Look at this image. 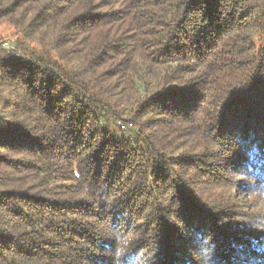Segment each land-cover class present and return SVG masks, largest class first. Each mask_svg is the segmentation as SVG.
I'll return each mask as SVG.
<instances>
[{
  "label": "trees",
  "instance_id": "obj_1",
  "mask_svg": "<svg viewBox=\"0 0 264 264\" xmlns=\"http://www.w3.org/2000/svg\"><path fill=\"white\" fill-rule=\"evenodd\" d=\"M1 19L21 56L0 39V264H114L143 207L159 244L175 219L182 234L203 219L201 237L219 208L198 156L230 119L264 187V0H0ZM183 125L196 144L177 143ZM227 227L216 244L238 264L264 257V231ZM138 253L122 264L169 261Z\"/></svg>",
  "mask_w": 264,
  "mask_h": 264
},
{
  "label": "rangeland",
  "instance_id": "obj_2",
  "mask_svg": "<svg viewBox=\"0 0 264 264\" xmlns=\"http://www.w3.org/2000/svg\"><path fill=\"white\" fill-rule=\"evenodd\" d=\"M17 35V32L7 21H5V19L0 20V39L3 43L1 49L12 51L13 53H16V55L21 56L20 51L15 47ZM248 43H241V50L248 51L250 48H254L253 54H256L260 42L256 40L254 45H251L252 42ZM251 50L252 49H250V51ZM245 54L247 55V53ZM246 55H243L240 58L244 59ZM262 87H264V85ZM237 108L238 107H235L232 110H237ZM232 110L230 111L228 118L232 117L236 120L235 113H232ZM159 117L160 116H157V118ZM162 118L168 117H161V119ZM230 121L231 119L228 123L220 126L222 131L219 132V135L213 133L215 138L218 137V141H212L209 139L206 149L204 151H202L203 149H200L201 154L198 156V158H200L199 160H202L201 163H199L201 165H198L201 169V171L198 170V178H201L206 185L209 200L214 202L216 208H219L218 210L213 211L214 213L212 214H214V216L207 219V226L203 229L201 237H198L197 234L202 231V229H200V227H202L200 221L203 219H200V221L194 225L190 233L184 229V234H182L183 231L181 230L184 226L179 222V219H175V221L182 227H179L180 230H178V233L174 237H170L168 245L163 243L159 244L158 241L161 238H159V234H155V232L158 231L157 228L149 230L151 226H154V222L158 219L152 220L147 217L146 214H148L149 208L145 209V207H143L141 209H143L144 212L140 211L141 209H138V214L136 215V213H134L135 215L131 217L129 226L127 225L128 227L126 225L122 226L123 230H121V233L124 235L123 238L130 241L127 251L135 250L136 252H140L137 257L142 256L145 252L146 257H152L153 255L157 257L156 255H158L162 260L163 258L165 260L169 259V261L165 262L166 264H202V249L211 248L212 252L208 264H215L214 261L211 260L213 259V256H216V254H219V256L223 255L221 253L226 252V250H228L227 255L221 258L222 261L219 264H238L237 254H232L233 252H231L230 249H227L232 242H228L229 239H227L225 243L223 242V245L226 246L227 243L230 245L228 247L226 246L225 250L221 249L219 245L216 244L220 239L217 230L213 229V227L227 225L226 235L231 233L246 235L248 233L247 230H249L248 225L256 230L261 229V231H264V187L257 182V178L253 175L254 172L249 171L247 166L244 165V163H246L245 158H247L245 151L249 150L250 146L253 145L251 140L249 139L247 146L243 149V146L237 143L238 139L235 133H230V135L227 134V128H230ZM182 129H185V131L175 134V137L178 135L179 137L181 136L177 143H188L189 146L190 143L196 144V141L190 138L191 135L189 133L190 137L185 135L189 130L191 133L194 128L192 126L189 128L188 125H183ZM237 131L239 132V128ZM134 133L135 131H133L132 134ZM214 142L215 145L213 144ZM190 150L192 149H189L187 152ZM215 155L217 159H219L217 155L222 158L219 159L220 162L214 160L216 164L213 162ZM212 156L213 158H210ZM207 162H210L215 166L210 170L211 167L207 166ZM191 168L195 169V167ZM204 170L206 171L202 172ZM108 220L109 222L107 225H111V217H109ZM140 220H148V225L139 228L140 224H138V222ZM209 236L211 239L205 242V238ZM182 237L187 240L186 246L183 243L184 239ZM244 242L245 241L242 243ZM197 244L199 246V252L193 253V250L197 249L192 250L191 248H194V245ZM249 244L252 245V243ZM117 247L111 248L112 250L109 254H111L112 257L115 256ZM216 250L218 251L216 252ZM199 254L201 255L198 256ZM261 257L264 259L263 256ZM234 258L236 259L234 260ZM251 259L255 258H250V256L245 257L241 264H264L262 259L258 260V258H256L258 263Z\"/></svg>",
  "mask_w": 264,
  "mask_h": 264
},
{
  "label": "clouds",
  "instance_id": "obj_3",
  "mask_svg": "<svg viewBox=\"0 0 264 264\" xmlns=\"http://www.w3.org/2000/svg\"><path fill=\"white\" fill-rule=\"evenodd\" d=\"M211 237H206L205 242L210 240ZM130 244V241L124 238L118 237V247L116 249L114 264H122V258L125 256L126 250ZM212 249L211 248H203L202 249V264H208V261L211 256ZM137 264H148L147 260L140 259L137 261Z\"/></svg>",
  "mask_w": 264,
  "mask_h": 264
}]
</instances>
